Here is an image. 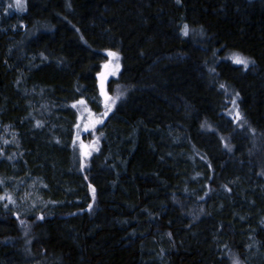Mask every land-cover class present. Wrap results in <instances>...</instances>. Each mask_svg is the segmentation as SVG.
<instances>
[{"label": "trees", "instance_id": "1", "mask_svg": "<svg viewBox=\"0 0 264 264\" xmlns=\"http://www.w3.org/2000/svg\"><path fill=\"white\" fill-rule=\"evenodd\" d=\"M0 264H264V0H0Z\"/></svg>", "mask_w": 264, "mask_h": 264}, {"label": "rangeland", "instance_id": "2", "mask_svg": "<svg viewBox=\"0 0 264 264\" xmlns=\"http://www.w3.org/2000/svg\"><path fill=\"white\" fill-rule=\"evenodd\" d=\"M107 55H108V58H107L106 62L103 64L101 71L99 73V80H100L101 86H104V83H107V79L109 77L116 76V74L119 70V57H118V55L114 52H109ZM99 91H100L99 92L100 96L105 99L102 102L103 103L102 106L104 108H106L109 104V99H107L108 98L107 91L104 87ZM76 110H77V120H76V124L74 127L73 142H74L76 148L79 149V151H81V153L85 154L86 152H88L89 149H92L94 146L92 144H90L89 146L85 145L82 142V136L87 130L91 129L94 125H96V122H97L96 118H98V115L94 114L93 111H91L84 104L76 105ZM102 110L105 111V109H102ZM22 184H24V183H20V185H22ZM32 188H35L34 182H30L29 184L21 187L19 189L20 190L19 200H17V201L15 200V202L20 203V204H24V201L27 198L32 199V197H33L34 202H33L32 206L39 204L38 198L36 197V194H35L36 192H34V190ZM28 206L25 205L23 207H24V209L27 210Z\"/></svg>", "mask_w": 264, "mask_h": 264}, {"label": "snow or ice", "instance_id": "3", "mask_svg": "<svg viewBox=\"0 0 264 264\" xmlns=\"http://www.w3.org/2000/svg\"><path fill=\"white\" fill-rule=\"evenodd\" d=\"M17 6H20V0H17ZM234 62L237 64H243L245 67L248 65V61L241 59L240 57H235Z\"/></svg>", "mask_w": 264, "mask_h": 264}]
</instances>
